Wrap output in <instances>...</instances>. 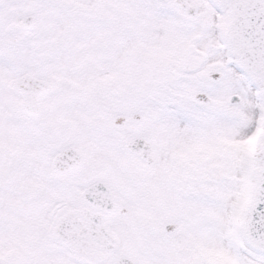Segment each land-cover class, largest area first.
<instances>
[{
  "label": "snow or ice",
  "instance_id": "1",
  "mask_svg": "<svg viewBox=\"0 0 264 264\" xmlns=\"http://www.w3.org/2000/svg\"><path fill=\"white\" fill-rule=\"evenodd\" d=\"M0 264H264V0H0Z\"/></svg>",
  "mask_w": 264,
  "mask_h": 264
}]
</instances>
